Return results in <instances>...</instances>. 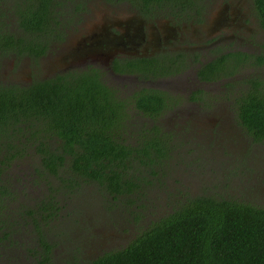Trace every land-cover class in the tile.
Returning <instances> with one entry per match:
<instances>
[{"label": "trees", "instance_id": "obj_1", "mask_svg": "<svg viewBox=\"0 0 264 264\" xmlns=\"http://www.w3.org/2000/svg\"><path fill=\"white\" fill-rule=\"evenodd\" d=\"M105 1L113 5L126 1L142 12L158 5L178 13L177 4L185 1L187 5L192 0ZM252 2L264 30V0ZM84 5V0H14L5 6L0 0V55L13 52L37 63L36 56L44 55L49 48L55 18L61 15L71 21L81 15ZM181 7L184 11V5ZM55 34L58 37V32ZM241 55L223 53L202 63L196 74L206 81L230 75L234 70L231 60L236 67ZM162 59L116 60L113 70L153 79L185 67L179 54ZM258 62H264L263 55ZM226 87L230 93L231 87ZM204 94L199 88L189 99L210 106ZM180 99V95L147 87L124 95L108 86L100 72L92 68L38 78L22 86L0 83L2 237L9 232L4 230L3 217L8 215L1 213V205L6 199H14L12 182L5 179V171L14 159L29 157L32 184L42 178L49 192L63 189L72 193L82 182H94L110 201L123 204L131 214L130 227L136 226L123 247L104 248L98 255L79 260L71 255L61 264H264V205L231 197L182 194L160 214L147 219L141 215L144 187L152 184L153 176L163 175L160 165L173 149L170 134L159 118L167 111L175 112ZM233 105L236 122L254 142L264 143V80L242 79ZM133 115L141 122L132 123ZM55 195L48 193L28 205L24 219L33 222L36 243L45 247V253L38 254L40 258L30 264H56L51 242L40 227V222L47 224L58 212ZM111 206L117 204L107 208Z\"/></svg>", "mask_w": 264, "mask_h": 264}, {"label": "rangeland", "instance_id": "obj_2", "mask_svg": "<svg viewBox=\"0 0 264 264\" xmlns=\"http://www.w3.org/2000/svg\"><path fill=\"white\" fill-rule=\"evenodd\" d=\"M225 1L228 0H203L205 19L217 18L216 8ZM13 2L2 0L5 6ZM84 3V11L67 34L72 42L78 40L77 32L88 33L100 26L99 20L103 15L125 6V3L112 5L105 0H84ZM7 11L11 13L9 9ZM130 11V8H125L122 12ZM233 15H237V12L234 11ZM252 16L256 19L257 13ZM246 24L252 30L261 32L252 21ZM186 28L190 29V26ZM197 30L201 32L200 27ZM188 38L183 43H187ZM257 42L264 43V35L258 36ZM202 43L199 42V45ZM60 61L59 57L48 53L37 63L25 55L13 52L2 54L0 83L18 84L33 77L47 76L49 70ZM110 79V84L113 81L112 84L118 86V91L124 95L131 94L134 89L161 84L172 89L170 93L184 98L183 101L180 99L181 105L175 112L167 111L159 118L170 134L168 137L172 140L173 149L160 165L163 175L160 178L153 176L152 184L144 187L142 196L145 207L140 210L144 218L160 214L169 203L181 199L182 194L231 197L264 205V143L254 142L235 123L233 99L241 90L240 83L226 94L221 84L207 86L203 95L211 104L207 106L199 101L188 103L186 91L181 92L180 89L183 77L153 78L148 82L132 77ZM235 82H239V79L236 78ZM130 120L135 125L141 122L135 115ZM135 130L136 126L133 128ZM29 162V157L14 159L5 171V179L12 182L14 199H6L1 205V213L8 215L3 218L4 230L9 234L3 238L0 232V264H30L40 258L38 254L45 253L44 245L36 243L37 232L33 222L24 217L28 205L39 202L48 193L56 194L59 209L54 217L47 220V224L40 222V227L51 242L52 260L56 264L69 260L71 255L79 260L86 255H98L101 249L106 250L104 248L119 249L124 246V241L136 226L130 227L133 225L130 222L131 214L121 206V202L110 201L111 198L94 182H82L72 193L63 189L49 192L42 178L36 185L31 183L32 167ZM116 204V207L107 208Z\"/></svg>", "mask_w": 264, "mask_h": 264}, {"label": "flooded vegetation", "instance_id": "obj_3", "mask_svg": "<svg viewBox=\"0 0 264 264\" xmlns=\"http://www.w3.org/2000/svg\"><path fill=\"white\" fill-rule=\"evenodd\" d=\"M121 3H125L121 10L114 9L112 13L103 15L99 20V27H94L88 33L77 32L79 36L76 42H72L67 34L69 29L76 24L78 16L67 21L58 15V19L55 18L56 22L53 23L54 29L49 48L45 53L57 56L61 61L49 70L47 76L27 79L25 82L19 83V86L28 85L38 78H55L72 71H84L92 68L100 72L101 78L108 86L117 90L119 87L113 85V81L110 84V78L114 80L131 77L135 80L143 78H138L136 73L114 71L116 60L128 62L143 57L156 59L163 57L162 60H164L165 55L171 54L181 55L185 60L183 63L185 67L179 66L177 71L155 78L158 80L160 78L183 77L180 89L181 92L186 91L188 103L197 102L189 99L192 91L199 88L204 91L208 89L207 86L212 84L218 86L221 84V88L225 90L226 94L227 91L229 92L226 85H229L231 89L235 88L246 77H260L264 80V62H258L259 56H264V43L257 42L258 36L264 35V30L260 26L258 16H255L257 12L252 0L225 1L222 6L216 8L218 17L211 19H205L206 7H204L203 1L199 2L198 0H192L187 5H185V1L183 3L181 1L180 4H177L176 10H180L178 13H173L169 9H160L158 5L142 12L129 2ZM181 5H184V11H182ZM125 8H130L132 11L122 12ZM218 8L220 9L217 10ZM234 11L237 12L235 16L233 15ZM197 12L201 15L198 16ZM247 21H252L253 25H257L261 32L246 26ZM187 26H190V29H187ZM198 27L201 32L197 30ZM56 32H58V37H56ZM187 37H189L187 43H183ZM199 42L203 43L199 45ZM227 52L242 54L241 61L239 64L237 63L236 67L234 66L236 63L231 60L234 70L230 75H222L223 77L210 81L199 79L196 70L202 63ZM44 55L43 53L39 54L36 56V60L39 61ZM236 78L239 79V82H235ZM146 80L142 82H148L151 78H146ZM10 83L5 82V84ZM150 88L168 92L172 90L167 85L161 84ZM181 99L184 100V98ZM180 105L179 102L174 108L177 109ZM235 123L240 126L236 119Z\"/></svg>", "mask_w": 264, "mask_h": 264}]
</instances>
